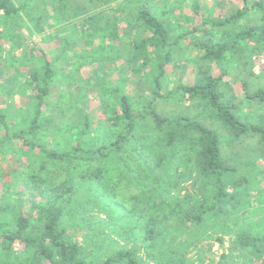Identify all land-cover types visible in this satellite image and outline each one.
Wrapping results in <instances>:
<instances>
[{
	"label": "trees",
	"instance_id": "obj_1",
	"mask_svg": "<svg viewBox=\"0 0 264 264\" xmlns=\"http://www.w3.org/2000/svg\"><path fill=\"white\" fill-rule=\"evenodd\" d=\"M53 1L50 10L57 19L84 18L89 32L84 27L83 32L92 41L123 40L118 33L123 15L130 39L125 62L134 91L124 94L112 80H98L96 96L106 126L94 131L86 100L66 90L55 98L67 41L61 40L62 50L52 58L41 50L35 61L36 51H25L28 70L22 77L16 67L13 75L2 76L0 64V88L12 93L22 80L30 100L17 114L0 108V156H24L23 171L30 178L25 183L46 186L29 208L0 198V264H201L200 244L210 241V228L221 245L231 237L230 250L217 264H231V259L264 264V228L248 222L250 207L239 212L255 190L249 176L262 172L258 159L264 158V118L253 120L244 109L264 104V83L252 79L264 76V0H225V7L206 14L201 1L193 0L191 12L200 22L191 26L179 24L177 12L186 1ZM116 1V10L109 8ZM36 5L37 0H0V39L9 32L5 21L15 23L23 14L40 32ZM107 9L114 12L111 17ZM186 38L200 62L192 81L167 85L176 46ZM87 61H80L77 71ZM75 73L69 68L64 76ZM237 81L240 92L233 88ZM71 106L79 108L72 112ZM232 144H244L255 154L252 173L230 151ZM47 161L74 170L72 181L45 185L39 172ZM121 177L139 191L117 188ZM190 178L195 193H183L180 182ZM119 196L123 203H113ZM142 196L149 203L142 204ZM258 223L264 224V211Z\"/></svg>",
	"mask_w": 264,
	"mask_h": 264
},
{
	"label": "rangeland",
	"instance_id": "obj_2",
	"mask_svg": "<svg viewBox=\"0 0 264 264\" xmlns=\"http://www.w3.org/2000/svg\"><path fill=\"white\" fill-rule=\"evenodd\" d=\"M163 1H166L169 4H177L186 1L177 12L180 25L191 26L194 22H200L199 16H195L193 12H191V3L193 0ZM200 1L201 11L204 14L217 6L225 7V0ZM55 3H57V0H55ZM117 4L118 1L113 2L109 5V8L112 7L116 10ZM234 4H237V2ZM52 5H54L53 0H37L34 13L36 16L41 17L39 25L43 29L40 32L36 30V23L31 21L25 14L19 16L15 23L5 21L4 26L9 32L5 33L6 35L4 36V39H0V64L1 67H3L1 75H13L16 72V67L20 68L18 75L19 77H22V73L28 70V66L24 61L25 58H23V53L25 51L29 53L33 48L36 51V55H38L35 56V61L40 60L41 50H46L50 58H52L54 55L53 52H57L59 49L62 50L61 40L64 39L70 44V47H68L69 51L67 53L64 51L60 52V66H58L60 74L55 87V98L56 100L58 99L57 91L66 90L71 91L78 101L86 100L83 102V107L85 108L86 113L89 114L92 123L91 129L94 131H97L100 128L104 129L106 126V115H104L98 97L96 96L97 81L101 78L110 79L113 81L114 85L119 88L120 92L124 94L132 93L134 91V85L129 82L131 79L130 70L128 68L129 64L125 62L127 56L125 50L128 48V43L130 41L129 37L124 35V29L127 26L125 23L127 24V21L123 18V15H120L119 19L121 20V25L118 33L123 40L117 39L104 42V40L93 39L92 41V39L89 37L87 38L86 36L87 31L89 32V30L87 27L88 25L82 23L84 19L83 17L73 18V20L63 22L60 19H57V14L50 10ZM44 6L49 8L48 10L50 11L48 13L44 11ZM126 11H128V8ZM113 13L114 12L111 9H107L106 17H111ZM83 27L87 30L86 32H83ZM119 48H121L122 51ZM175 51L177 52L176 60L168 66L166 78L167 85H171L181 78H183L185 82L192 81L196 66L200 62V59L197 57L199 52L192 48L188 38L185 39L183 45L176 46ZM120 52L121 54L118 56V53ZM81 55H84V58H81ZM84 60L89 61L85 62L77 71L78 68L75 66L79 65V62H83ZM69 68H75L76 73L64 76V73L68 72ZM252 79H256L258 84L264 83V76H252ZM240 85L241 83L239 81L234 82L233 88L240 92ZM6 86L7 84L4 85L5 88ZM24 87L23 81L19 80L18 86L14 91L15 93H10L11 91H9L8 88L6 89L7 91L0 88V108H2L3 111L8 110L9 112L17 114L22 107L28 105L30 100L24 94ZM73 104L74 102L71 101L70 105ZM166 106L167 108H178L175 104H166ZM78 108L79 107L76 106L75 108H72L71 111L74 112ZM244 109L245 114L251 119L256 121L263 120L264 104H247ZM246 143L252 146L254 141L248 140ZM244 144H232L230 151L239 157L237 161H245L244 165H248L246 167L247 172L252 173L253 168L250 163L253 162L255 154L249 152L250 149L242 147ZM26 159L27 158L24 156L21 157L13 152H7L3 156H0V198L2 199L3 197L8 196L11 202L29 208L34 201L42 198V193L46 186L30 188V186L25 183V181H29L30 179L29 176L24 174V168L22 167L23 164L26 163ZM258 164L259 166L257 169L258 171L260 169L262 172H256L255 170L253 176H249L254 184L255 190H252L248 200H243L242 206L245 205V207L241 206L240 211H238L243 212L246 211L247 207H250L252 212H248V220L251 221L248 222L253 223L254 221L255 225L264 228V224L258 223L259 216L262 215L264 211V158L258 159ZM250 169L251 172L249 171ZM74 174V170H67L60 165L48 161L46 162L44 170L39 172V175L46 180L45 185L47 186H49L50 182L52 186L61 185V183L67 184L72 181ZM117 180L122 181L121 184L117 183V188L130 190L134 193L139 191V188L134 184L129 185L128 180L125 177L117 178ZM192 182L193 178L184 179L180 182V186H183V193L188 191L195 193V189L191 186ZM255 184H257V186ZM183 193H181V196H183ZM144 198L145 197L142 196L143 203H141H149L146 202ZM113 203L118 205L123 203L121 201V196L115 197ZM255 216H258V218ZM3 219L8 220L9 216L4 214ZM80 227H84V224L80 225ZM82 230L83 229H80V231ZM208 232L212 234L210 241L204 245L200 244L204 251L201 264H217V262L220 261L222 252H228L230 250L231 237L226 235L225 242L221 245L217 240V237H219L218 233H215L211 228L208 229ZM182 239H184V237H182ZM121 242L124 243V241ZM16 247H18V244ZM192 254L196 255L195 250ZM233 261L235 262V260H229L231 264H234Z\"/></svg>",
	"mask_w": 264,
	"mask_h": 264
}]
</instances>
